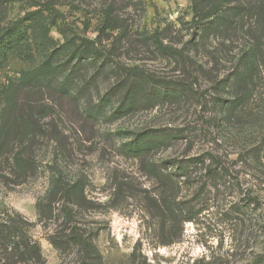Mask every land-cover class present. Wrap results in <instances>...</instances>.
<instances>
[{
    "label": "rangeland",
    "instance_id": "1",
    "mask_svg": "<svg viewBox=\"0 0 264 264\" xmlns=\"http://www.w3.org/2000/svg\"><path fill=\"white\" fill-rule=\"evenodd\" d=\"M47 1L0 0V26L14 22L27 12L41 10ZM54 2L62 16L58 19L59 26L52 27L50 31L52 43L46 46L45 51L43 45L34 43V55L30 60L25 61L12 54L0 69V110L8 95L7 88L14 87L27 74L41 70L50 47L59 64V84L66 82L71 85L75 82L80 86L84 76L92 77L95 99L91 101L90 97H84L83 107H87L86 102L99 104L106 92L118 82L125 66H137L172 80L195 77L196 95L179 105L158 106L131 115H122L121 112L114 115L112 103L104 100L101 105L103 114L95 120L83 115L73 102L62 100L58 104L61 117L51 113L40 122L43 132H46L34 143L36 170L23 182L20 181L23 177H17L19 161L16 159L27 140L22 145L18 139L15 140L6 159L0 163V176L7 175L10 178L9 184H6L0 177V221L22 216L27 222L28 235L39 244L41 254L37 261L19 264L81 263L76 250L61 253L50 242L48 236L55 228L54 223L47 225L40 220L37 202L49 187L50 168L53 165L71 173H87L91 180L89 196L102 202L110 198L117 177L132 181L137 189L146 187L155 192L156 184L153 179L142 174L139 160L123 154L121 144L125 136L147 128L170 126L183 128V136L186 137L162 156L182 154L189 146L190 154L211 148L212 140L205 136L202 124V116L212 112L210 103L206 105L205 99L216 95L215 80L224 78L228 72L226 62L214 65L211 52L216 42L213 39L192 51L202 67L176 64L160 52L161 41L185 42L192 37L189 26L191 0ZM38 16H41L40 23L50 20L47 11H41ZM83 40H92L100 53L84 52L80 56V51L69 63L71 52L79 48ZM42 42L43 39L39 44ZM201 94H205L204 97ZM113 99L117 105L121 101V97ZM255 100L254 108L258 110L259 103L264 102V92L257 93ZM52 119L55 120L53 125H58L62 134L55 133L58 139L50 138L48 133L53 128L52 123H48ZM262 134V131L254 129L249 147L264 146ZM218 142L221 143V140ZM233 143L218 148L230 154V166L235 170L231 176L234 184L228 183L227 190L211 200L210 207L197 221L187 222L184 236L172 245L155 246L157 237L150 216L135 197L121 202L117 208L90 211L87 220L93 221L91 225L99 230L96 243L105 264H132L130 255L138 244L135 264H264V157L262 163L254 161L244 167L236 159L245 142L240 140ZM241 187L248 190L249 197L240 193ZM250 198H258L259 206L248 203L250 205L244 208V213L227 211L232 204H242L244 199L250 201ZM3 257L0 248V264H12V261L6 263Z\"/></svg>",
    "mask_w": 264,
    "mask_h": 264
},
{
    "label": "trees",
    "instance_id": "2",
    "mask_svg": "<svg viewBox=\"0 0 264 264\" xmlns=\"http://www.w3.org/2000/svg\"><path fill=\"white\" fill-rule=\"evenodd\" d=\"M54 1L48 0L41 10L27 12L14 22L0 26V69L10 55L28 61L34 55L35 44L43 45L45 51L46 46L52 43L50 31L52 27L59 26L58 19L62 16ZM41 11L49 13L48 22L40 23L38 14ZM191 11L189 26L192 37L185 42L161 41L160 52L176 64L202 67L192 51L211 39L215 40L216 46L211 52L214 65L224 61L228 64V72L224 78L215 80L216 95L205 99L212 112L202 116L203 131L213 146L196 154L188 152L189 146L182 154L162 156L186 137L183 136V128L164 126L127 134L121 144L123 154L139 160L140 171L154 180L156 191L146 187L137 189L132 181L117 177L107 202L89 196L91 180L87 173H71L53 165L49 187L37 202L40 220L47 225L54 223L55 228L48 236L50 242L61 253L76 250L80 264H105L96 243L99 230L91 225L93 221L87 220L90 211L117 208L121 202L135 197L150 216L157 237L155 246L172 245L184 236L187 222L197 221L210 207L211 200L227 190L228 183L234 184L231 176L235 170L230 166V154L224 153V149L219 150L218 146L242 140L245 145L236 161L242 162L244 167L254 161L262 163L263 144L262 147L251 148L249 141L254 129L262 131L264 140V102L259 103L258 110L254 108L257 93L264 92V0H191ZM79 46L71 52L69 63L80 51V56L84 52L100 53L92 40H83ZM46 52L41 70L27 74L14 87L7 88L8 95L0 110V163L6 159L15 140L18 139L21 145L27 140L16 159L19 161L17 177H23L21 182L36 170L34 143L46 132H43L40 122L51 113L61 117L58 104L62 100L73 102L83 115L95 120L103 114L101 105L104 100L112 103L114 115L118 112L131 115L158 106L179 105L196 95L195 77L172 80L137 66H125V72H121L118 82L106 92L99 104L86 102L87 107H83L84 97H90L91 101L95 99L92 77L84 76L80 86L75 82L59 84L55 52H52V47ZM115 97L116 100L121 97L118 105L114 103ZM48 123L53 126L48 130L50 138L58 139L55 133L62 135L59 126L53 125L54 119ZM0 177L9 184L7 175ZM240 189L244 197H249L248 190ZM250 199H244L242 204H232L227 211L244 213V208L250 205L248 203L259 206L258 198ZM0 248L6 263L37 261L41 256L39 244L29 237L27 222L20 215L0 221ZM138 249L139 244L130 255L132 264L137 260Z\"/></svg>",
    "mask_w": 264,
    "mask_h": 264
}]
</instances>
